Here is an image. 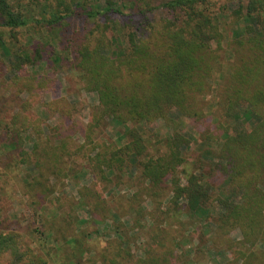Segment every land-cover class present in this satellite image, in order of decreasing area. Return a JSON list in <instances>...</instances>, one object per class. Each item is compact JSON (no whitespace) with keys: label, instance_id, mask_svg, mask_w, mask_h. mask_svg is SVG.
Wrapping results in <instances>:
<instances>
[{"label":"rangeland","instance_id":"rangeland-1","mask_svg":"<svg viewBox=\"0 0 264 264\" xmlns=\"http://www.w3.org/2000/svg\"><path fill=\"white\" fill-rule=\"evenodd\" d=\"M8 1L28 22L11 29L0 20V236L18 237L27 256L17 263L0 253V264H264V182L256 185L263 200L251 210L245 183L220 157L243 129L257 135L264 128L247 103L235 109L226 103L240 76H247L252 93L264 84V69L254 63L264 13L248 22L247 0H209L221 43L214 40L206 53L212 70L198 96L201 116L228 132L211 142L207 130L176 110L169 122L154 115L126 125L105 117L100 93L81 66L80 50L93 48L99 34L93 21L70 17L51 25L56 0ZM162 1L118 3L121 14L110 18L115 24L103 53L130 56L122 42L133 28L142 41L158 40L171 18L157 8ZM148 5L155 10L142 15ZM248 23L250 44L242 42ZM129 126L145 151L125 152L122 168L119 149L134 141L125 136ZM169 138L180 142L183 164L156 186L144 177V165L167 155ZM110 158L115 166L107 164ZM192 175L212 187L202 207L174 199L175 184L185 187ZM242 216L262 229L256 240L248 241L241 224L229 226L230 218L236 223Z\"/></svg>","mask_w":264,"mask_h":264},{"label":"trees","instance_id":"trees-1","mask_svg":"<svg viewBox=\"0 0 264 264\" xmlns=\"http://www.w3.org/2000/svg\"><path fill=\"white\" fill-rule=\"evenodd\" d=\"M56 1L55 6L49 7L52 11L49 24L55 25L70 17L87 18L95 25L93 33H99L94 37L95 46L93 48L84 46L80 53L83 72L90 75V83L94 84L100 93L105 117L126 125L129 123L136 125L154 115L169 122L170 112L176 110L183 117L192 119L199 130H207L208 141H215L222 135L217 126L201 116V102L198 96L205 90L212 70L206 53L214 40L221 43L217 18L210 10L209 0L162 1L157 8H163L171 14V18L165 20L164 30L158 37L160 42L157 39L155 42L138 39V31L133 28L122 42L125 50L131 51L128 57L119 56L113 51L104 54L103 51L111 41L108 30L111 24H115L110 18L115 14H121L117 4L126 3L130 8L131 0ZM76 7L82 11H76L74 9ZM150 9L155 10V7L151 5L142 7L141 14H146ZM245 10L246 21H260L264 13V0H247ZM103 19L105 22H102ZM0 20H3L2 26L11 29L26 26L28 22L21 14L12 10L8 0H0ZM250 28L251 23H248L242 39L246 44L251 42ZM158 43H161L160 49L152 51ZM256 45L260 55H256L254 63L264 69V37L256 42ZM124 56L126 59H123ZM135 72L142 74L143 77H137ZM124 77L129 79L126 84L122 81ZM237 81L241 83L239 90L229 91L227 105L235 109L245 102L248 104L247 107H250V113L260 117L264 122V86H261L264 84H259L256 92L252 93L247 88L249 84L247 76H240ZM25 120L24 125L29 127L31 124ZM127 128L125 136L133 138L134 141L119 149L122 156L117 159L121 162L122 168L125 164L121 160L123 155L140 156L145 151L137 130L130 126ZM227 133L225 130L223 135ZM166 145L167 155L158 161H150L143 169L144 177L156 186L160 185L165 177L177 175L178 168L183 164L180 142L169 138ZM220 157L227 160L232 174L238 175L245 183L247 192L243 199L253 210L251 204L263 200L256 185L260 181L264 182V128L257 135L243 129L236 140L225 142ZM107 164L115 166L112 158ZM211 188V185L203 186L200 178L192 175L185 187H181L180 182L175 184L174 199L186 197L192 205L194 203L202 207L211 199ZM243 208L244 206L241 209ZM238 217L236 214L235 218ZM234 222L230 218L229 226L232 228L241 224L248 241L256 240L252 239L255 238L254 234L262 231L243 216ZM0 253L9 254L17 263L25 260L27 256L26 251L21 249L18 237L14 236H0ZM35 263L46 264L36 261L28 264Z\"/></svg>","mask_w":264,"mask_h":264}]
</instances>
